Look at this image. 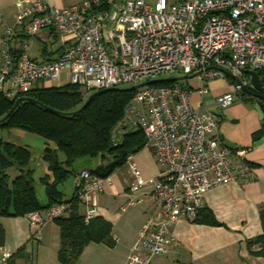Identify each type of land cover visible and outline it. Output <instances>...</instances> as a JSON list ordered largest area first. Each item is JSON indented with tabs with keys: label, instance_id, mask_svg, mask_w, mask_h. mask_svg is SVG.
<instances>
[{
	"label": "built area",
	"instance_id": "2783aa9c",
	"mask_svg": "<svg viewBox=\"0 0 264 264\" xmlns=\"http://www.w3.org/2000/svg\"><path fill=\"white\" fill-rule=\"evenodd\" d=\"M17 10L15 25L0 16V94L10 100L23 98L38 84L60 82L64 74L66 85L80 87L87 95L174 74L197 78L196 89L177 82L136 90L113 131L116 144L133 131H143L145 148L159 168L158 176L146 181L134 155L127 158L136 182L122 210L141 203L137 195L147 190L159 210L145 220L126 264H152L155 257H167L175 241L173 226L180 219L195 222L210 190L245 183L252 176L247 151L221 142L219 117L195 106L193 95H206L213 80H228L226 72L249 86L241 72L264 71V0H84L66 8L18 1ZM112 10L116 16L107 29ZM17 29L29 36L55 32L60 56L35 60L25 44L15 58L12 41ZM240 92L234 83L216 104L225 110L240 99ZM112 184V176L99 178L89 168L77 175L75 195L85 208L86 225L100 216L99 196ZM67 210L68 205L59 204L26 216L33 239L39 240L43 228ZM12 256L10 250L3 251L0 264H8Z\"/></svg>",
	"mask_w": 264,
	"mask_h": 264
},
{
	"label": "crops",
	"instance_id": "0c3cea01",
	"mask_svg": "<svg viewBox=\"0 0 264 264\" xmlns=\"http://www.w3.org/2000/svg\"><path fill=\"white\" fill-rule=\"evenodd\" d=\"M26 4L42 1L49 5L66 8L82 3L84 0H0V16L10 25H15L18 10L17 2ZM2 32L0 30V47ZM28 46L30 56L38 61L52 60L60 56V40L55 32L44 30L37 36H29L23 29H17L12 41L16 54H21L24 45ZM2 63L0 55V65ZM263 87H264V78ZM52 82H44L36 87H55ZM209 90L203 97L197 92L193 103L215 113L220 119L219 138L221 142L234 149L247 151L245 160L252 169L251 178L245 183L232 182L210 190L205 196V210L211 211L219 225L208 222H190L180 219L172 228L175 241L167 257H155L152 264H264V258L254 256L247 247V242L263 233L260 209L264 206V109L257 99L238 100L229 108L222 110L216 104V98L232 91L230 80L217 79L209 83ZM5 142L13 141L22 133H9L0 129ZM13 139V140H12ZM46 143L39 148L35 166V189L41 203H47L45 187L41 179L47 174V163L40 159ZM31 148V147H30ZM62 162L63 155H59ZM144 180L151 181L159 174V168L151 151H140L134 155ZM126 173L113 175V184L99 196L103 219L110 227L108 239L116 237L117 243L108 240L90 243L86 246L77 264H126L132 248L139 239L141 228L147 217L155 215L159 203L150 190L137 195L141 203L127 206L131 191L136 182L128 166ZM41 169L38 174L37 169ZM87 167L81 168V170ZM80 170V171H81ZM79 171V172H80ZM76 172L70 188L71 196L75 193ZM18 171L14 169L12 180ZM62 185V184H61ZM59 190L65 192L62 186ZM71 197V198H72ZM70 200V199H69ZM82 214L85 208L82 206ZM0 225L4 230V240L0 241V253L12 252L8 264H61L58 259L60 249V227L56 221L49 222L42 231L39 240L33 239L34 229L27 217H2Z\"/></svg>",
	"mask_w": 264,
	"mask_h": 264
},
{
	"label": "trees",
	"instance_id": "16d2710c",
	"mask_svg": "<svg viewBox=\"0 0 264 264\" xmlns=\"http://www.w3.org/2000/svg\"><path fill=\"white\" fill-rule=\"evenodd\" d=\"M13 53L16 58L18 54ZM258 74L262 80L264 71H258ZM228 80L235 83L229 77ZM176 83H161L153 87L173 86ZM83 92L80 87L70 84L62 87H36L23 95V98L34 99L55 112L25 101L0 124V129L9 133L28 132L42 137L46 146L40 159L48 165L47 174L41 179L47 197V203L43 204L35 189V166L39 160L32 148L0 140V218L26 217L55 205H68L67 214L55 220L60 227L58 259L61 264H77L90 243L108 240L113 244L114 241L108 239L110 227L103 219L98 217L86 225L81 212L82 205L75 193L70 200H65L59 185L74 174L73 167L77 162L87 158L98 159L100 165L90 170L93 175L105 179L127 166L128 156L135 155L146 147V137L141 130L125 135L119 144L113 139V131L124 118L136 91H104L78 112L90 96L86 97ZM239 98L254 99L243 92L239 93ZM16 100L0 94V120L8 115ZM257 100L264 109V101ZM59 155L65 157L64 162ZM11 169L18 171L13 180L9 176ZM260 220L263 233L250 239L247 247L252 255L264 258V206L260 209ZM195 222L219 225L213 213L205 208ZM3 240L4 230L0 225V241Z\"/></svg>",
	"mask_w": 264,
	"mask_h": 264
},
{
	"label": "water",
	"instance_id": "95a60500",
	"mask_svg": "<svg viewBox=\"0 0 264 264\" xmlns=\"http://www.w3.org/2000/svg\"><path fill=\"white\" fill-rule=\"evenodd\" d=\"M115 16H116V11L115 10H112L109 18L106 21V23H107V29L110 28L111 22L115 19ZM226 74H227V76L229 78H231L235 82V84L237 86L240 87L241 92L246 93L247 95H250L253 98H257V99H260V100L264 101V94H262V92H263L262 80H261L258 72L253 71V70H243L241 72V74H242L243 77H246V78L249 79V83H250L249 86L246 85L239 76H237V75H235L233 73H230V72H226ZM180 80H181V78L158 79V80H153V81L145 82L143 84H140V85H137V86H133V87H130V88H126V89L111 88V89H108V90H105V91H126V92H131V91L139 90V89H141L143 87H146V86H153V85L161 84V83L180 82ZM102 92H104V91L96 92V93L91 94L89 96V98L87 99V101L85 102L84 106L78 112H81L84 108H86L91 103V101L97 95H99ZM25 101L34 102V103L40 105L41 107H43V108H45V109H47L49 111H54L50 107L45 106L44 104L39 103L38 101H36L34 99H31V98H19L18 100H16L14 107L8 113V115L5 118H3L2 120H0V124L3 123V122H5L12 115V113L18 108V106L21 103L25 102Z\"/></svg>",
	"mask_w": 264,
	"mask_h": 264
},
{
	"label": "rangeland",
	"instance_id": "374dc122",
	"mask_svg": "<svg viewBox=\"0 0 264 264\" xmlns=\"http://www.w3.org/2000/svg\"><path fill=\"white\" fill-rule=\"evenodd\" d=\"M165 78H181L180 84L184 86H189L193 89H196L199 84L197 78L191 77V76L187 77V76H180L179 74H174L171 77H163L162 79H165ZM60 82H52L51 84H53L55 87L65 86L66 85L65 74L62 75V79ZM126 88L128 87H122V89H126ZM83 93L86 95V97H88V95L85 92ZM2 135L3 134L0 131V139ZM18 135L19 137L15 136L14 138L15 142L19 143L20 145H26V146L31 147L35 156L37 157V152L39 151L38 149L42 148V145L45 143V140L42 137H39L37 135L31 134L28 132H23L22 134H18ZM144 150H147L150 152L149 148H144L142 151ZM99 165H100V161L98 159H90V158L84 159L75 164V166L73 167L74 174H71L69 178L61 185L63 191L66 194L65 197L67 198V200L71 199L72 197L70 193V188L72 186V182H73L76 172H79L81 168L83 167H87L89 169H96ZM13 172H14V169H11L9 171V176L11 177V180H12ZM41 172H42L41 169L38 168L36 173L40 174ZM118 173H126L128 176L130 175V172L128 173V169L126 166L120 169Z\"/></svg>",
	"mask_w": 264,
	"mask_h": 264
}]
</instances>
